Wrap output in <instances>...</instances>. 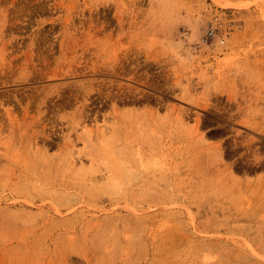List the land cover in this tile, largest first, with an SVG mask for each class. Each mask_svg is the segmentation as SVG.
<instances>
[{
	"label": "rangeland",
	"instance_id": "374dc122",
	"mask_svg": "<svg viewBox=\"0 0 264 264\" xmlns=\"http://www.w3.org/2000/svg\"><path fill=\"white\" fill-rule=\"evenodd\" d=\"M0 264H264V0H0Z\"/></svg>",
	"mask_w": 264,
	"mask_h": 264
},
{
	"label": "bare ground",
	"instance_id": "6f19581e",
	"mask_svg": "<svg viewBox=\"0 0 264 264\" xmlns=\"http://www.w3.org/2000/svg\"><path fill=\"white\" fill-rule=\"evenodd\" d=\"M24 6H25V5H24ZM26 6H27V5H26ZM20 7H21V6H20ZM20 7H19V8H20ZM27 7H28V6H27ZM22 9H23V8H22ZM25 10H26V9H25ZM28 10H29L28 12H30L31 9H29V7H28ZM22 11H23V10H22ZM20 12H21V11H20ZM24 12H25V11H24ZM32 12H33V11H32ZM22 14H23V12H22ZM101 27H102V26H101ZM93 29H94V28H93ZM83 36H84V35H83ZM89 36H91V35L89 34ZM91 37H92V36H91ZM90 55H91V54H89V55H88V54H87V55H81V57L76 58V59L80 60V63H81L84 59H87L86 61H83V62L85 63V65H83V67H82L81 69H77V68H76L77 71H78V73H79V72L87 73L86 70H88V69H90L89 72L100 71V67H99L98 65H96L97 63H96V64H92L90 67H87V64H86V62L88 61V57H87V56H90ZM106 88H107V87H106ZM124 88H125V87H124ZM101 89H102V88H101ZM103 89H104V88H103ZM104 90H105V89H104ZM104 90H103V91H104ZM118 90H119V88H118ZM125 90H126V88H125ZM98 91H100V90H98ZM103 91H102V92H103ZM104 92H105V91H104ZM104 92H103V93H104ZM112 92H115V91H112ZM100 93H101V92H100ZM110 93H111V92H110ZM117 93H118V92H117ZM112 94H115V93H112ZM112 94H111V95L109 94L110 97L112 96ZM102 95H103V94H102ZM106 96H107V95H106ZM114 96H117V95H114ZM83 97H84V96H83ZM90 98H91V97H90ZM86 99H87V98H86ZM88 99H89V98H88ZM120 99H121V98H120ZM120 99H117V100H120ZM83 100H85V99L83 98ZM89 100H90V99H89ZM91 101H92V100H91ZM121 101H122V100H121ZM123 101H124V100H123ZM125 101H126V100H125ZM83 102H84V101H83ZM85 102H86V101H85ZM85 102H84V105H85ZM121 103H123V102H121ZM66 104H67V103H66ZM94 104L96 105V103H94ZM59 105H61V104H59ZM62 105H63V104H62ZM68 105H70V103H69ZM74 105H76V104H74ZM92 105H93V104H92ZM95 105H94V107H95ZM145 105H146V104H145ZM63 106H64V105H63ZM71 106H72V105H71ZM71 106H70V108H72ZM88 106H89V105H88ZM99 106H100V105H99ZM148 106H149V103H148ZM150 106H152V105H150ZM66 107H67V105H66ZM89 107H90V106H89ZM89 107H87V105H86V108H89ZM59 108H60V107H59ZM91 108H93V107H91ZM96 108H97V107H96ZM152 108H153V107H152ZM59 110H60V109H59ZM61 110H62V108H61ZM85 110H86V109H85ZM87 110H90V108L87 109ZM87 110H86V111H87ZM93 110H94V109H93ZM150 110H151V107H150ZM86 111L84 112V108L82 107V108H80V110H79V112H81V113H79V114L82 115V117H83V115L86 113ZM70 112H71V111H70ZM70 112H69V113H70ZM87 112H88V111H87ZM93 112H94V111H93ZM147 113H148V112H147ZM55 114H56V113H55ZM67 114H68V113H67ZM90 114H91V113H90ZM93 114H94V113H93ZM180 114H181V113H180ZM87 115H88V113H87ZM87 115H86V116H87ZM54 116H58V115H54ZM59 116H60V114H59ZM69 116H70V115H69ZM60 117H62V116H60ZM49 118H51V117H49ZM54 118H56V117H53V118H52L53 121H54ZM200 118H201V117H200ZM200 118H199V122H200ZM56 119H57V118H56ZM56 119H55V121H57ZM87 119H88V118H87ZM87 119H85V121H86ZM89 119H90V117H89ZM91 119H92V118H91ZM197 119H198V117H197ZM85 121H84V122H85ZM49 122H50V121H49ZM42 124H43V122H42ZM198 124H199V123H198ZM44 126H45V125H44ZM44 126H43V127H44ZM42 131H43V130H42ZM19 133H20V132H19ZM21 133H22V134H20L21 137H22V138H25V137H26L25 131H23V132H21ZM29 134H30V133H29ZM37 134H38V135H40V134L44 135V133H43V132L40 133V131L35 132L34 134H32V135H33V142H34V143L37 142V141H36V139L38 138V135H37ZM17 135H18V134H17ZM50 135H51V134H50ZM30 136H31V135H30ZM28 137H29V136H28ZM52 137H53V136H52ZM52 137H51V138H52ZM47 138L50 139L49 137H47ZM2 139H3V138H2ZM25 139H26V138H25ZM27 139H28V138H27ZM27 139H26V141H27ZM34 140H35V141H34ZM43 140H44V139H43ZM20 141H21V140H20ZM24 141H25V140H24ZM30 141H31V140H30ZM30 141H29V142H30ZM47 142L49 143L50 140L47 141ZM52 142H53V141H52ZM24 143H25V142H24ZM50 143H51V142H50ZM53 143H54V142H53ZM51 144H52V143H51ZM51 144H50V145H51ZM52 145H53V144H52ZM23 147H24V146H23ZM35 147H36V146H34V149H35ZM44 148H46V147H44ZM46 149H47V148H46ZM32 153H33V152H32ZM48 155H49V153H48ZM82 155H84V153H83ZM82 155H81V157H80L79 159L82 158ZM262 159H263V158H262ZM42 162H43V161H42ZM103 162H104V161H103ZM94 164H95V163H94ZM102 164H103V163H102ZM102 164H101V165H102ZM43 165H45V164H43ZM95 165H96V164H95ZM99 168H100V167H99ZM32 169H33V167H32ZM32 172L35 173V170H33ZM35 174H36V173H35ZM31 176H32V174H31ZM90 178H91V177H90ZM90 178H89V179H90ZM89 179H88V181H90ZM97 179H98V178H97ZM97 179H95V180H97ZM92 180L94 181V177L92 178ZM94 182H95V181H94ZM97 182H98V180H97ZM96 184L98 185L99 183H96ZM101 188H102V187H101ZM103 188H104V187H103ZM54 221H55V220H54ZM55 222H56V221H55ZM59 222H60V221L57 220V223H59ZM57 223H56V224H57Z\"/></svg>",
	"mask_w": 264,
	"mask_h": 264
}]
</instances>
